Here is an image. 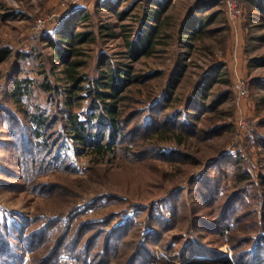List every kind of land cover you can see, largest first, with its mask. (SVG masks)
Instances as JSON below:
<instances>
[{"label": "rangeland", "instance_id": "374dc122", "mask_svg": "<svg viewBox=\"0 0 264 264\" xmlns=\"http://www.w3.org/2000/svg\"><path fill=\"white\" fill-rule=\"evenodd\" d=\"M151 1L78 0L77 6L66 7L62 4V0H0V40L3 45H9L15 50L29 51L33 49L36 59L28 61L29 72L25 75L32 76L37 82L43 78L42 75H39V70L42 68L41 65L46 64V59L49 58L48 54H55L52 45L42 48L39 37L48 31H54L61 18L70 16L74 17L73 20L77 19L75 16L78 15V12H81V15L85 13V16L88 14L89 17L83 22L77 23L73 31L93 30L94 32V39L75 45V49L81 53L75 58L79 57L85 62L80 71L83 73L85 87H91L93 79L99 76L101 70H106L100 69L102 58H107L106 60L113 68L128 63L133 65L136 75H150V78H144V82L129 86L126 91L128 97L124 100L121 108L125 109L127 106L126 117L129 116L131 110L137 109L136 113L140 111L135 120L126 123L127 134L134 132L133 135L126 136L128 143L119 145L122 146L119 148H124V146L132 145L136 140L145 142L143 147L147 146V148L144 152L139 153L136 160L132 161L127 153L124 154V150L118 151L117 157L111 153L103 161L93 153H83L86 150L78 153L77 148H83V146L76 145L66 133V129L61 128V123H58L49 133L52 136L51 141L58 142L60 146L57 155L61 153L62 157L57 160V166L62 167L35 176V180L31 182L22 180L21 184L20 179L17 178L19 172L16 177L11 179L0 173V214L10 217V214L19 212L29 219L39 216V221L33 228L42 227L50 220L62 219L63 221L57 226L63 227L69 220L70 223L74 222V226L88 218L103 219L105 222L91 224L88 235L99 236L100 243L104 240L110 241L113 248L122 244L124 240H132V244H134L137 242L140 231L151 229L153 232H150L148 237L144 235V240L150 242L151 253L154 257H147V259L145 257L140 260L139 264H157V260H164V258L180 263L178 258L180 250L192 241H199L203 248L199 247L195 251H191L194 258L201 260L208 258L212 261L216 257H226L238 264L234 258L235 252L232 246L235 241H229L231 240L230 230L225 231L224 236L211 233L215 225L213 219L216 217L211 212L217 209V202L208 193V184L210 183L198 180L203 178L202 173H206L210 177L219 173L222 177L220 172L206 171L207 160L228 153L242 158L256 182L248 185L253 196L247 197L248 210L252 215L249 218L243 215L244 219L240 224H246L252 226L250 229H255L251 232L252 237L264 236V221L261 222L258 216H253L254 210L256 209V213L260 212L263 205L259 198L255 199V196L261 197L264 193V186L261 184V176L264 175V124H262L264 122V66L257 65L254 60L264 57V40L262 39L264 37V9L259 7V4L264 5V2L259 0V4H256V0H242L240 4L242 15L236 27L227 15L226 0H206L209 3L198 10L196 6L202 0H171V8L167 14L171 16V26H168V30L173 34L172 37H159L161 43L157 45L152 56L143 57L131 63V59L126 56L127 40H132L138 33L148 28V23L143 22L142 19L145 10L150 8ZM105 2L111 3L112 8L104 6ZM127 10V16L122 19L120 14ZM191 12L202 19L216 12L218 14L216 22L208 28H218V30L223 28V30L205 38H195L189 33L182 34L184 22L191 16ZM41 21H44L45 25L39 28L37 24ZM40 49L43 51L38 53ZM66 49L64 47L63 50L66 51ZM13 59L0 64V104L8 103V106L15 109L24 119H20V121H25L28 124V119L26 121L25 115L19 110L16 102L4 100L2 93L6 86L8 73L16 68ZM224 63L226 64L225 69L230 75L229 83L218 81L209 84V86L201 83L211 67ZM181 64L185 66L183 74L178 79L175 96L171 103L161 105V110L165 109L163 112L168 113L187 108L191 102L189 99L191 93L200 87L208 90L207 103L215 95L230 88L233 98L230 97L218 107L219 117L214 125H224L227 129L219 136H208L204 141L198 140L194 136L182 143H179L177 138L159 140L158 136L155 139L147 138L146 141L142 138L145 132L140 131L144 124L141 125L137 121L141 116L152 115L151 110L157 109L155 102H164L162 100L165 98L164 94L166 95L168 92V81L175 74L177 66L179 70L181 69ZM56 66L58 68L53 74H50L51 81L50 79L49 81L65 90L71 85L66 77V67L63 63H58ZM44 68L48 73L51 72V64H47V67L44 66ZM239 76L245 79L249 88V96L246 98H240L237 94L236 82ZM254 77L261 80L251 84L250 79ZM94 86H97L96 81ZM82 94H85L84 99L73 108L75 113H82L84 115L82 118H84L91 114L88 112L91 97H87L86 92ZM47 96L48 91L34 82L31 85L30 93L23 96L22 103L29 111H34L36 106L46 107L52 116L56 117L59 113L60 116L57 117L61 118V121L65 120V117H68L70 113L67 114L64 111L70 109L64 104V92L62 105L59 102L56 104L57 99L54 103L50 102ZM205 116L206 114L199 113L201 121H196L193 117L189 120L182 117L183 119L176 121L183 127L186 126L184 134L187 135V130H193L192 124H188L189 121L193 124L199 122V126L209 128L203 123ZM2 121L5 122L6 118ZM243 122H246L245 127L242 126ZM21 127L24 132L27 130L23 124ZM28 129L30 132L31 126ZM9 132L8 129L4 130L0 123V172L7 170L6 165L9 163L16 162L17 166L21 158L27 156L35 146L30 138L22 143V132L18 137L19 140H16L15 135H11ZM148 142L151 145L157 143L161 147H152ZM149 147L152 150L148 149ZM154 149L166 153L172 149L181 150L192 158L195 157L197 162L200 161L202 164L196 163L193 166L183 160L169 161L170 159L162 156L153 157V154L157 155V152L153 151ZM146 152L151 153L147 154ZM143 154L144 156L147 154V157L151 156L149 158L153 159L154 163L152 167L156 165L161 171L175 176L176 179L170 178L167 181L171 187L166 189L157 185L155 179L161 180L162 175L154 174V170L147 167L145 163L147 161L141 160L144 157ZM54 155H56L55 152ZM125 157L132 162H129ZM16 166L12 168H16ZM96 167L110 171V179H103V176L96 174ZM127 173L131 174V192L137 199H130L127 191H121L122 187L127 184L125 177ZM193 178L194 181L195 178L198 180L191 186L189 182ZM59 183L66 188L64 196L59 194V191L50 189ZM151 183L157 185L154 188L156 195L152 196L150 200L140 199L151 192L149 189ZM238 184V181L229 179L225 186L229 189H237ZM182 189L185 191L182 192ZM177 190L182 192L179 196L178 193L175 194ZM226 190H222V197H225ZM46 192L49 194L47 195ZM105 195L128 198L131 203L122 206L116 200L117 203H112V211L111 207L106 204L100 208L86 206L90 204V201L93 203ZM197 201L200 208L198 212L194 208ZM156 203L157 206H155ZM142 204H152V211L147 213L144 211L135 215L138 206ZM114 206L115 210H113ZM153 208H155V214ZM152 212L153 215L149 218ZM195 217L199 219H195ZM135 223L140 224L139 227L134 225ZM255 224L257 226L253 227ZM151 225H154V228ZM172 244L174 249L171 247ZM207 250L214 253H208ZM155 257H157L156 261H154Z\"/></svg>", "mask_w": 264, "mask_h": 264}, {"label": "trees", "instance_id": "16d2710c", "mask_svg": "<svg viewBox=\"0 0 264 264\" xmlns=\"http://www.w3.org/2000/svg\"><path fill=\"white\" fill-rule=\"evenodd\" d=\"M105 3L104 6L108 8L112 6L111 3ZM208 3L209 2H206V0L199 1L196 9H201ZM256 4H259V0H256ZM149 5L150 8L145 10L142 19L143 22L148 23V28L138 33V35L132 40H127L126 56L131 59V63L138 61L143 57L152 56L157 45L161 43L159 42L161 41L160 38H171L173 35L171 31L168 30V26H171V16L167 14L171 8V0H152ZM259 7H263L264 9V5L259 4ZM77 14L78 15L75 16L77 19L75 20H73L74 17L70 16L61 18L54 31H48L46 34L39 37L42 48H47L52 45L55 54H48L49 58L46 59V64L41 65L42 68L39 70V75H42L43 78L38 82L32 78V76L25 75L29 72L27 69L28 61H34L36 59V54L33 49L29 51L21 49L15 50L9 45H3L0 40V64L14 58L13 62H15L16 67L8 73L6 86L2 92L4 100H12L14 103L16 102L19 110L25 115L26 121L28 119V124H26L25 121H20V119H24L15 109L8 106V103L4 104L5 106L0 104V123H2L4 130L8 129V132L11 131L9 132L11 135H15L16 140H19L18 137L22 132V143L30 138L31 142L35 145L27 156L21 158L20 162L17 163V166L16 162L9 163L6 165L8 169L0 172L10 179L16 177V174L19 172L17 178L20 179V184L22 183V180L31 182L32 180H35L38 175H43L54 168L58 169L59 167H62L59 165L57 166V160L62 157L61 153L57 155L60 146L58 142L51 141L52 136L49 133V131L53 129L54 126L56 127L58 123H61V128L66 129V133L76 145L79 144L83 146V148H77L78 153L86 150L83 153H93V155H97L101 161L105 160L111 153L117 157V155H119L118 151L120 150H124V154L127 153L130 159L134 161L139 157V153L144 152L147 148V146L143 147L145 142L142 143L141 140H136L132 145L124 146V148H119L122 147L119 145L128 143L126 136H131L134 133L127 134L128 127L126 126V123L135 120L140 114V111L136 113L135 110L137 109H135L131 110L129 116L126 117L128 114V112H126L127 106L125 109H121L124 100L128 97L126 96V91L130 85L144 82V78H150V75H136L133 70V65L128 63L121 65V67L113 68V66L109 64V61L106 60L107 58H102L100 69L103 68L106 70H101L99 76L93 79L91 87L89 86L88 90V88L84 86L85 80H83V73L80 72L81 67L84 66L85 62L79 57L75 58L81 54L75 49V45L89 42L94 39V32L93 30L79 32L73 31V28H75L77 23H80L81 21L83 22V20L89 17L88 14L85 16V13L84 15H81V12H78ZM127 14L128 10L120 15L123 19ZM217 17L218 14L215 12L202 19L200 16H196L191 12V16L184 22V28L181 30V33L184 35L189 33L195 38L213 36L215 33H219L223 30V28L221 30H218V28H208L216 22ZM112 35L114 36L115 34L113 33ZM262 39L264 40V37H262ZM64 47L67 48L66 51L63 50ZM41 51L43 50L40 49L38 53ZM254 60L257 65L264 66V57L256 58ZM58 63H63L65 65L66 69H64L66 77L68 81L71 82V85L65 90L60 89L61 87L57 84H52L50 82V74H53L56 68H58V66H56ZM47 64H51L50 73L44 68V66L47 67ZM184 66V64H181L180 70L177 66L175 74H173L168 81V92L166 95L164 94L163 97L165 98L162 100L164 102H155L157 109H154L153 111L151 110L152 115L149 117L146 115L141 116L138 119L137 123H140L141 125L144 124V127L141 128L140 131H143V133L145 132L142 138L146 141L147 138L152 137V139H155L156 136L159 137V140H172L173 138H177L179 143L186 141L191 136L204 141L208 136H219L223 131H226V126L214 125L219 117L217 113L218 107L230 97L233 98L232 89L230 88L215 95L214 98L207 103V99H209L208 90L200 87L191 93L189 98L191 99V102L188 104L187 108L178 109L174 112L168 113L163 112L165 109L161 110V105H167L172 102L173 97L175 96L178 79L183 74ZM225 67V63L211 67V70L204 76L201 83L207 86L218 81H226L229 83L230 75ZM260 80L261 79L254 77L250 79V83L253 84L254 81ZM95 81L97 84L96 87L94 86ZM34 82L48 91L47 97L50 102L54 103L57 99L56 104L59 102L62 105V95L64 92V104L70 109L64 111L67 112V114L70 113L68 117H65V120L61 121L62 119L57 117L60 116L59 113H57L56 117L52 116V114L48 113L46 107L42 108L41 106H36L34 111H29L24 107L22 98L30 93L31 85ZM84 92L87 93V97H91L90 108L88 111L89 113L91 112V114L90 116L82 118L84 115L82 113H75L73 107L79 101L84 99L85 94H82ZM192 101L195 102L193 103ZM199 113L206 114L203 123L208 125L209 128L199 126V122L193 124V122L191 123L189 121L188 124H192L191 127L193 130H187L188 134L185 135L184 132L186 126L184 125L183 127L176 120L183 118L189 120L193 117L196 121H201ZM4 118H6L5 122L2 121ZM22 124L23 127L25 126L24 128L27 129L25 132L22 130ZM262 124H264V122ZM29 126H31L30 132L28 131ZM149 145L152 147H161L157 143H152V145L150 143ZM148 149L152 150L151 147ZM153 151L157 152V155H152L153 157L162 156L166 159H170L169 161H177V159L183 160L193 166H195L196 163H200V161L197 162L195 157L192 158L187 155L186 152L181 150L172 149L169 153L162 150L158 152L156 149ZM54 152L56 155H54ZM146 153L150 154L151 152ZM147 154L146 156L143 154L144 157L141 158V160L147 161L145 162L147 167L152 168L154 174L162 175L161 180L155 179L157 185L168 189V187H171V184L167 183V181L170 178L174 179L175 176L161 171L156 165L152 167V165H154L153 159L149 158L151 156L147 157ZM125 159L128 160L127 157H125ZM128 161L132 162L130 160ZM14 166H16V168H12ZM205 168L207 172H220V174H222V177L219 173L210 177L206 173H202V179L198 180V178H195V181L198 180L204 181L203 183H210L208 184V193L217 202V209H214L212 210L213 212H211L216 215L213 219L215 225L213 226V232L211 233L217 236H224L225 231L230 230L231 240L229 241H235L232 243V246L235 252L234 258L238 261V264H264V236H259L258 238L252 237L251 232L255 229H250L252 226L240 224L243 222V215L247 218L252 215L248 210L249 204L247 202V197L253 196L248 189V185L255 183L256 181L253 180L251 172L246 168L242 158L233 156L230 153L223 154L221 157L218 156L209 161L207 160ZM96 174L103 176V179L109 180L111 173L104 168H97ZM125 175L127 184L122 187L121 191H127L129 195L128 198L137 199L133 196L134 193L131 192V174L129 175L127 173ZM223 175L226 179H223ZM229 179L239 182L237 189H229L225 186ZM261 179V184L264 186V175L261 176ZM195 181L193 178L189 182V185H194ZM157 185L151 183V188H149L151 192H149L146 197L144 196L140 199L150 200L152 196H155L156 192L154 191V188ZM50 189L52 191H59V194L62 196L65 195L64 190L66 188L61 183L50 187ZM223 189H227L225 197L221 196ZM181 191L184 192L185 189H182ZM181 191L177 190L175 194L178 193L179 196L182 193ZM46 193L47 195L49 194V192ZM128 198H118V195H112L111 197L105 195L103 198L93 203L90 201V204L86 206L90 208L93 206L100 208L104 207L106 204L111 207L112 211V203H117L116 200H118L123 206L124 204L131 203ZM256 198H259V201H261L263 205L260 212L256 213V209L254 210L253 216H258L260 221L263 222L264 193L261 197H259V195L255 196V199ZM198 201L194 207L197 212L200 209ZM155 206H157V203ZM115 209L116 207L114 206L113 210ZM154 209L155 208H153L155 214ZM144 211H146L145 213L152 211V204H142L138 206L135 215ZM73 214L79 215L76 213ZM152 215L153 212L150 214L149 218ZM114 216H116V214H114ZM38 217L29 219L19 212L10 214V217L0 214V264H139L140 260L145 257L146 259L147 257H154L151 253L150 242L144 240V235L148 237L150 232H153L151 229L140 231L139 237L137 235L138 239L136 243L132 244V240H124L122 244L113 248L110 241L104 240L100 243L99 236L88 235L91 224L100 223L102 221L105 222L103 219L93 220L88 218L84 221L78 222L74 226V222L70 223L69 220L63 227L57 226L58 223L63 221L62 219L56 221L50 220L42 227L33 228V226L39 221ZM196 218L198 217H195V219ZM134 225L139 227L140 224L135 223ZM151 226L154 228V225ZM256 226L257 225L255 224L253 227ZM171 247L174 249L173 244ZM199 247L200 249L202 248L199 241H192L185 245L180 250L181 255L179 254L178 256L180 263L169 260L168 258L158 261L157 257L154 258V261L157 260V264H235L231 259L226 257H216L212 261L208 260V258L204 260L194 258L191 251H195V249ZM207 252L214 253L210 250H207Z\"/></svg>", "mask_w": 264, "mask_h": 264}, {"label": "built area", "instance_id": "2783aa9c", "mask_svg": "<svg viewBox=\"0 0 264 264\" xmlns=\"http://www.w3.org/2000/svg\"><path fill=\"white\" fill-rule=\"evenodd\" d=\"M241 1L242 0H226L227 15L229 16V20L231 21V23L236 25V27L242 15V8L240 6ZM77 2L78 0H62V4L66 7L72 5L77 6ZM44 25V21H41V23L37 24L39 28L43 27ZM236 88L237 94L240 96V98H246L249 96V88L243 77L239 76L237 78ZM245 123L246 122L242 123L243 127H245Z\"/></svg>", "mask_w": 264, "mask_h": 264}]
</instances>
